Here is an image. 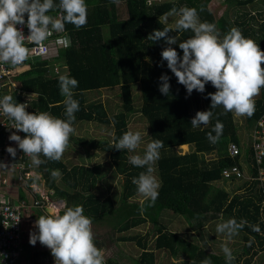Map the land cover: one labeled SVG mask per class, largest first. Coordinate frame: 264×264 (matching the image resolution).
I'll return each mask as SVG.
<instances>
[{
  "label": "trees",
  "instance_id": "16d2710c",
  "mask_svg": "<svg viewBox=\"0 0 264 264\" xmlns=\"http://www.w3.org/2000/svg\"><path fill=\"white\" fill-rule=\"evenodd\" d=\"M255 1L225 0L234 8L235 16L231 18L227 12L218 15L220 7L212 9L211 0H151V3L149 0H120L118 5L112 0H86L87 24L80 29L66 24L65 32L54 31L47 40L49 53L17 66L15 69L24 68L20 72L15 70L1 88L3 96L12 95L18 103L27 102V112L45 111L63 119L66 117L59 75H70L79 81L78 87L73 89V98L80 105L75 113L74 127L97 121L110 125L112 133L108 138L98 139L73 133L72 142L87 150L86 157L105 153L109 160L92 164L72 163L71 160L69 163L63 158L50 161L41 156L46 162L39 169L46 178L47 188L52 189L56 197L65 200L68 206L82 205L84 215L90 217L95 226L106 222L110 226L107 234L110 240L135 241L142 251L133 264H162L157 262L156 250L168 253L172 259L168 264H200L205 258L211 264H226L223 251L210 250L206 239L221 241L225 235L216 232L217 224L222 222L221 218L226 221L233 217L237 222L243 219L249 225H259L260 232L252 231L248 225L239 231L235 238L241 251L234 254L236 259L232 264H264V189L258 178L264 159L259 163L255 150L256 130L264 116V88L255 97V114L251 118L244 116L242 120L248 129L249 143L241 139V124L236 115L222 114V107L212 110L213 117L208 125L193 128L191 119L197 111L210 109V97H205L216 89L209 82L204 93L194 90L186 99L185 87L167 68V62L160 61L161 52L167 47L165 41L147 39L154 29L175 28L161 20L163 13L173 7L188 6L197 8L201 21L215 23L222 34L231 27H238L264 51V17H258L263 14L246 8ZM54 2L58 4L59 0ZM201 6L203 11H199ZM48 14L57 17L59 10ZM169 35L177 36V43L172 47L182 57L179 43L194 34L188 30ZM63 36L70 37V46L63 44ZM162 74L170 77L168 95L158 90ZM16 81L19 87L14 86ZM136 86L141 94L139 108L134 103L133 88ZM108 90H118L121 102L117 112L111 113L102 101L100 94ZM136 112L146 120L151 141L159 139L164 144L153 166L161 187L152 206L137 193L132 183V178L146 169L129 163L132 151L113 147L114 138L118 140L130 130L129 123ZM217 119L224 125L223 135L218 143L212 144L207 133L212 131ZM232 143L238 145V154L230 153ZM181 145H188L189 149L183 151ZM192 164H198L199 168L184 171L183 168ZM232 165L241 169L242 177L224 176L223 170ZM55 169L61 173L57 179L51 176V170ZM111 179L120 182L119 191L112 192L117 186L113 187ZM236 180L240 183L232 185V191L220 185ZM33 182V176L29 177V183ZM21 202L28 207L33 205L28 200ZM142 206L145 208L143 214L140 212ZM168 214L184 218L192 231L171 228L170 220L165 219ZM146 223L152 224V228L145 235L128 233ZM250 237L255 238L251 247L247 246ZM105 238H95L98 248L105 246ZM106 264L121 263L109 258Z\"/></svg>",
  "mask_w": 264,
  "mask_h": 264
},
{
  "label": "clouds",
  "instance_id": "9594fccd",
  "mask_svg": "<svg viewBox=\"0 0 264 264\" xmlns=\"http://www.w3.org/2000/svg\"><path fill=\"white\" fill-rule=\"evenodd\" d=\"M119 4L120 0H112ZM151 3V0H149ZM58 9L59 15L53 17L48 13ZM199 11H203L201 6ZM27 15V20H25ZM170 16H177L175 28L164 27L162 30L154 29L147 39L154 42L164 40L167 47L163 48L161 57L167 62V68L175 75L179 84L186 89V99L195 90L205 92V85L209 82L216 89L208 93L211 100L210 109L197 111L191 119L193 128L208 125L213 117V109L223 108L222 114L234 113L238 117L251 118L255 114V97L260 95L264 88V51L259 44L250 37H245L238 27H231L226 33H221L215 23L201 21L199 12L195 7H173L163 13L161 20L167 24ZM88 5L86 0H0V63L10 65L12 68L22 65L29 59L30 49L25 46L28 40L41 49L45 41L53 32H65V25L72 24L80 29L87 24ZM26 24L29 35L25 36L22 26ZM20 25L21 27H17ZM194 35L179 43L182 57L172 45L177 43V36H170V32L188 31ZM63 44L70 46L69 36L61 37ZM163 66V65H160ZM170 77L162 74L159 77V91L163 95L170 92ZM79 81L70 75H59L60 93L64 97V116L59 118L49 112L40 111L29 113L28 104L18 103L12 95L0 98V110L9 119L14 121V129L23 132L21 138L15 132L9 135V140L17 143L23 154L31 158L34 166H40L46 160L60 161L75 132V113L80 110L79 101L74 99L73 89L77 88ZM223 123L217 119L211 132L207 133L210 143L219 142L223 135ZM215 132V136H213ZM142 135L139 131H126L116 140L113 147L116 150L135 151L141 143ZM164 147L163 141L156 139L149 142L143 156L132 155L129 163L145 171L132 178L137 193L149 206L155 204L159 197L161 182L154 175L153 167L160 158V149ZM7 153L16 157L17 149L8 146ZM43 156L45 159H41ZM8 165L0 161V169H7ZM53 179L61 176L59 169L51 170ZM36 188V185H33ZM145 211L142 206L141 214ZM35 221L37 232H31L29 243L35 246L37 241L50 249L55 264H106L104 251L95 244L92 231V219L84 215L82 205L68 206L66 202L51 204ZM217 224L216 232L224 234L228 241L239 235V231L248 225L252 231L259 233V225H249L248 221L229 218ZM254 237L248 241L249 247ZM225 255L226 264H232L236 259L232 249L227 243L221 245ZM195 264V262H191ZM200 264H211L207 258Z\"/></svg>",
  "mask_w": 264,
  "mask_h": 264
},
{
  "label": "rangeland",
  "instance_id": "374dc122",
  "mask_svg": "<svg viewBox=\"0 0 264 264\" xmlns=\"http://www.w3.org/2000/svg\"><path fill=\"white\" fill-rule=\"evenodd\" d=\"M210 7L214 10H217V8L220 7L218 10V15H222L223 13L227 12L229 17L234 18L235 16L233 12L234 8L232 4L228 5L225 2V0H211ZM246 8L250 11L261 12L260 14H263V16H258L260 19L264 17V0H256L254 3L248 4ZM241 9H244V8H241ZM177 19H178L177 16H170L168 18L167 23L175 27V21ZM160 61L162 62V64H164V61L162 59ZM117 92L118 90H108V91H103V93L100 94L102 101L106 104L107 108L110 110L111 113L117 112L120 109L119 106H120L121 100L117 96ZM133 92H134V103L136 107L139 108V106L141 105V94L137 86L133 88ZM236 117L238 118L239 123L241 124L240 126L241 139L242 141L249 143V136H248L249 133L247 131L248 129H247L246 124L244 123V121H242L243 117H238V116ZM129 127L131 131H134V132L139 131L142 135V139H141V143L139 147L135 151H132L133 155L143 156L147 144L151 142V139L149 138V134H148L149 130H148L147 122L142 116H140L139 112H136L130 120ZM74 128H75L74 134H76V136L83 135L86 137H91V138H96V139L102 138V137L108 138L111 136V133H112L110 125L101 124V123H98L97 121L88 122V123L87 122L79 123ZM72 139L73 137L71 136L68 148L65 151V155H63L64 161L71 163V160H72V163L87 162V163L92 164L95 161L105 162L109 160V155L105 153L104 154L95 153V155L91 154V157L84 156L85 154L86 155L89 154L87 150H85V148L80 147V145H77L74 142H72ZM180 148H182L183 151H186L189 149L188 145H181ZM198 168H199L198 164H192L183 169L184 171H192ZM118 182L119 181L117 180H113V179L110 180V183H112L113 187L117 186V188H112V192H114L120 187V182L119 183ZM237 182L240 183L239 180H236L234 182H231V181L222 182L220 183V185H223L229 191H232L231 186L236 185ZM58 183L60 184V181H58ZM119 190L120 189H118V191ZM165 219L170 220V227L173 228L174 230H181V231H186V232L192 231L191 226L182 217L179 218L178 216H173V215L168 214L167 217H165ZM151 228H152V224L146 223L144 225H141L137 228L130 230L128 233L130 235H134L137 233H141L142 235H145L147 232H149ZM109 230H110V226L107 225L106 222H102V225H98V226H95L94 224H92V231L94 233L95 238L102 239L104 236L106 237L105 246H103L102 248L104 251L105 262L109 258H113L117 260L118 262H120L121 264H133L134 259L140 255L142 250L135 243V241H124V240L112 241L110 240L108 237L109 235H107ZM207 236H208V233H206V237ZM207 239L206 241H208V246L210 247V250L214 252L220 251L221 253L222 251L221 245L224 243H227L228 247L232 249L233 255L236 252L241 251V248L238 249L239 247L238 240L235 237H233L231 241H228L226 236H223L221 241L219 239L216 241L215 240L212 241L209 238ZM156 254L158 255V258H157L158 263L168 264L172 260L170 259L171 257L168 255V253L165 252L164 250H156Z\"/></svg>",
  "mask_w": 264,
  "mask_h": 264
},
{
  "label": "built area",
  "instance_id": "2783aa9c",
  "mask_svg": "<svg viewBox=\"0 0 264 264\" xmlns=\"http://www.w3.org/2000/svg\"><path fill=\"white\" fill-rule=\"evenodd\" d=\"M27 20V19H25ZM17 27H21L18 25ZM22 30L25 36L29 35V29L26 24L22 26ZM52 36V35H51ZM45 46L43 49L35 45L34 43L25 40V46L30 49L29 51V59L25 61L23 64L30 62L34 57H41L47 55L50 51V44L47 40L44 42ZM16 68V67H15ZM12 68L10 65L0 63V98L3 97L1 93V88L6 85L9 77H12L14 72L17 69ZM16 70V71H15ZM26 104H28L26 102ZM259 127L256 130L257 139L255 143V150L257 161L259 163L263 162L264 159V116L258 123ZM14 127V121L5 116L0 110V131L3 134L7 132L13 133L15 132L17 135H20L21 138L24 137L23 132H19ZM8 146L0 147V149H6ZM230 153L232 155L239 153V147L237 144L232 143L229 146ZM259 180L261 181V185L264 189V167L259 166ZM25 168V167H24ZM223 174L225 177H242L243 172L237 165H232L223 170ZM31 173L29 171L24 172V176L21 179L27 181L29 179ZM29 182V181H28ZM28 187L32 189L35 197L33 200V205L35 206H44L45 202L49 200V196L47 193L40 191L39 189L33 188V185L36 183H28ZM37 186V185H36ZM36 195H38L36 197ZM28 208V205H25L24 202L18 203H10L5 199L0 201V264H16L20 258L22 253V236H23V214L24 211Z\"/></svg>",
  "mask_w": 264,
  "mask_h": 264
},
{
  "label": "crops",
  "instance_id": "0c3cea01",
  "mask_svg": "<svg viewBox=\"0 0 264 264\" xmlns=\"http://www.w3.org/2000/svg\"><path fill=\"white\" fill-rule=\"evenodd\" d=\"M23 68L24 67L17 68V72H20ZM14 86L19 87V83L17 81L14 82ZM10 134L9 132L3 134L0 131V147L12 146L17 149L15 158L10 156L6 149H0V161L8 165L7 169H0V201L5 199L10 203H18L21 202V200H28L30 205L33 204L35 195L32 189L27 185L29 179H27V181L25 178L21 179V177L24 176L25 170L31 173L30 177L33 176L38 189L47 193L49 196V200L45 202L44 206L32 205L24 211L22 253L20 260L16 264H55L50 249L41 245L39 241H37L35 246H32L29 243V237L31 232L38 231L34 227L35 221L39 216L47 214L46 210L49 205L66 201L56 197L53 194L54 191L47 188L46 178L40 171L39 166H34L31 158L23 154L18 148L17 143L9 140ZM247 174L250 176L249 173ZM37 196L38 195H36V197Z\"/></svg>",
  "mask_w": 264,
  "mask_h": 264
}]
</instances>
